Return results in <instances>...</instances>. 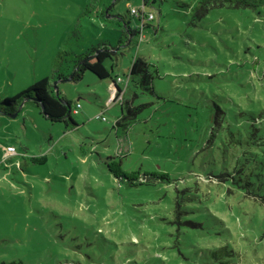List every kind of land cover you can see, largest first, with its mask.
Masks as SVG:
<instances>
[{
    "label": "rangeland",
    "instance_id": "obj_1",
    "mask_svg": "<svg viewBox=\"0 0 264 264\" xmlns=\"http://www.w3.org/2000/svg\"><path fill=\"white\" fill-rule=\"evenodd\" d=\"M142 6L0 0V101L48 77L77 109L73 127L32 99L0 113V261L223 264L211 252L226 246L228 264H264V203L209 174L231 164L220 112L236 128L264 110V0H149L153 19L129 13ZM124 22L140 30L119 46ZM101 43L118 49L110 77L57 80ZM134 58L151 76L142 84ZM127 76L130 110L111 82Z\"/></svg>",
    "mask_w": 264,
    "mask_h": 264
},
{
    "label": "trees",
    "instance_id": "obj_2",
    "mask_svg": "<svg viewBox=\"0 0 264 264\" xmlns=\"http://www.w3.org/2000/svg\"><path fill=\"white\" fill-rule=\"evenodd\" d=\"M148 1L149 0H143V9ZM129 13L131 12L129 11ZM138 18L141 19V16ZM139 30V27H131L128 22H124V26L121 28L118 37L119 46L126 44L127 41L131 40L133 36L139 32ZM117 51L118 49L115 50L113 46L107 45L106 43L92 46L85 52L76 55L73 59L72 69L69 75L57 74L56 78L57 80L77 81L81 79L86 70L91 71L99 78L110 77V70L106 66V60L108 58L112 59ZM140 63V58H134L129 74L139 73L140 78L136 81L142 84L144 79L146 80L151 76L147 73V68L141 67ZM127 80L128 76L123 87L113 79L111 82L117 90L116 96L121 93L122 98L118 102L121 108L125 105L126 109L130 110L129 104L125 102L123 98ZM25 99L34 100L40 107L41 113L51 121H60L63 122L65 126L71 127L76 125L75 120L71 116L72 110L74 111L76 108L72 109L71 100L61 95L57 87L49 83L48 77L21 90L15 97H4L0 101V113H17L19 111V106ZM260 112H262V114L258 115L248 110L246 120L239 123L236 128H233L229 124L223 126L224 118H226L224 116L225 112H220L221 117L214 126L221 129L225 143L230 147V153L227 154L223 150L221 157L223 159L224 157H229V159H231V164L229 165L230 167L224 164L218 172H211L209 174L212 176L229 175V179H226L229 184L244 191L251 192L258 196L264 203V152L259 155L258 158H251V164L245 162V159H249V155H252L250 148H257L260 141H264V110H260ZM124 117L125 114L122 112L118 118L122 119ZM222 142L221 145L226 148V144L223 140ZM263 144L264 142L260 146H263ZM261 149H259L260 152H262ZM114 174L124 176L129 184L140 183V181H137V176L132 174L130 175L123 172L117 173V171H115ZM211 256L218 261H222L223 264H228V260L223 257L231 256V251L228 247L223 246L214 249V251L211 252ZM0 264H22V262L20 260H2Z\"/></svg>",
    "mask_w": 264,
    "mask_h": 264
},
{
    "label": "built area",
    "instance_id": "obj_3",
    "mask_svg": "<svg viewBox=\"0 0 264 264\" xmlns=\"http://www.w3.org/2000/svg\"><path fill=\"white\" fill-rule=\"evenodd\" d=\"M130 12L134 16H137V17L141 16V19H144L145 18L146 20H151V19H153V16H154L152 12H146V11H144L143 6L142 7H139V8L133 7V8L130 9ZM115 97H117L118 98V101H120L121 98H122L121 97V93L118 96H116V94H115ZM79 106H80V104L77 103L76 107H79ZM76 111L77 110L74 109V112H76ZM102 118L105 119L104 117H102ZM5 150H6V152H14L15 151V147L13 145H8V146H6Z\"/></svg>",
    "mask_w": 264,
    "mask_h": 264
},
{
    "label": "water",
    "instance_id": "obj_4",
    "mask_svg": "<svg viewBox=\"0 0 264 264\" xmlns=\"http://www.w3.org/2000/svg\"><path fill=\"white\" fill-rule=\"evenodd\" d=\"M55 83V82H54ZM9 115H11V116H15L16 115V113H12V114H9Z\"/></svg>",
    "mask_w": 264,
    "mask_h": 264
}]
</instances>
